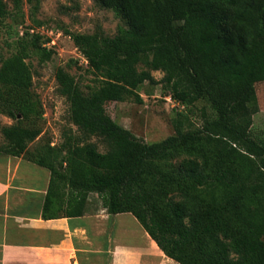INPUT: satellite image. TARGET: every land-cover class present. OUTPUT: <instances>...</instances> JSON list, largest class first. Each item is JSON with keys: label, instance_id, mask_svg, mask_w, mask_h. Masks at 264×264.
I'll list each match as a JSON object with an SVG mask.
<instances>
[{"label": "trees", "instance_id": "16d2710c", "mask_svg": "<svg viewBox=\"0 0 264 264\" xmlns=\"http://www.w3.org/2000/svg\"><path fill=\"white\" fill-rule=\"evenodd\" d=\"M7 1L21 10L23 0ZM27 2L37 10L39 0ZM94 2L122 25L113 37L68 34L102 84L84 94L56 70L81 138L26 158L49 171L41 219L85 216L88 196L96 194L107 214H131L177 264H264V146L249 135L258 111L254 65L264 78V0ZM6 6L0 0V20ZM25 58L18 51L0 59V113L15 120L1 128L0 154L13 157L27 154L40 135L41 104L30 92ZM152 71L163 73L175 99L205 100L214 116L143 144L123 167L130 132L103 108L153 82ZM90 137L107 151L99 153Z\"/></svg>", "mask_w": 264, "mask_h": 264}, {"label": "rangeland", "instance_id": "374dc122", "mask_svg": "<svg viewBox=\"0 0 264 264\" xmlns=\"http://www.w3.org/2000/svg\"><path fill=\"white\" fill-rule=\"evenodd\" d=\"M4 1L8 15L0 20V59L18 51L25 53V64L32 73L30 92L41 104L42 116L38 122L40 135L28 143L27 154L20 157L0 154V187H28L30 176H33V192L43 194L49 171L26 158L49 154L48 146L58 148L81 138L80 132L70 121L69 104L59 93L56 70L62 69L69 74L84 94L102 84L101 77L91 70L68 34L102 32L107 37H113L122 22L112 11L100 8L94 0H39L35 11L27 0L22 1L20 11H15L9 1ZM142 69L145 67L138 65V70ZM253 70L258 76L254 82L258 111L252 116L249 135L264 146V78L259 66L254 65ZM151 75L153 82H144L134 91V95L120 102L107 103L103 108L113 121L130 132L123 167L130 164L143 144L159 142L174 135L176 129L185 131L198 128L205 117L214 116L213 109L205 100L188 105L175 99L169 85L163 82L161 71H152ZM16 117L20 118L19 115ZM14 123L15 120L0 113V149L6 145L1 128ZM88 142L99 153H105L108 149L97 137H90ZM101 209L99 196L90 194L86 213L100 214ZM152 244L164 257L155 243Z\"/></svg>", "mask_w": 264, "mask_h": 264}, {"label": "crops", "instance_id": "0c3cea01", "mask_svg": "<svg viewBox=\"0 0 264 264\" xmlns=\"http://www.w3.org/2000/svg\"><path fill=\"white\" fill-rule=\"evenodd\" d=\"M31 182L0 187V264H177L156 251L131 214L102 208L100 214L42 220L46 191L36 194Z\"/></svg>", "mask_w": 264, "mask_h": 264}]
</instances>
